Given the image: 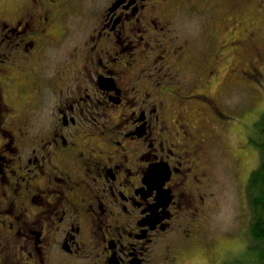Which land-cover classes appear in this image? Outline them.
Masks as SVG:
<instances>
[{"label":"flooded vegetation","instance_id":"flooded-vegetation-1","mask_svg":"<svg viewBox=\"0 0 264 264\" xmlns=\"http://www.w3.org/2000/svg\"><path fill=\"white\" fill-rule=\"evenodd\" d=\"M103 1L100 25L73 57L76 62H83L82 70L75 76L80 74L85 86L77 80L69 100L64 95L63 81L71 76L65 73L56 78L48 71L40 74L42 69L37 65L30 67L27 60L36 50L40 55L45 51L50 57L51 39L43 41L42 46L39 38H48L51 22L68 0H30L25 9H20L25 10L21 20L17 14L9 22L0 19V118L11 117L8 122L0 121V128L5 123L12 124V108L16 111V101L21 103L24 95L29 99L33 96L38 105L52 92L56 98L47 141L38 144L39 149H32L28 156L18 157L26 161L19 162L17 170L27 168V172H14L13 168L9 174L4 172V167L14 162L0 152V166L4 165L0 184L11 188L12 196L7 202L15 214L11 236L14 241L23 236L26 241L15 253L19 261L11 264H147L154 237L167 230L190 200L186 188L189 176L184 166L188 160L185 152L181 154L179 142L170 143L173 132L164 124L162 106L130 97L143 92L136 87L142 69L129 82L117 65L134 69L141 61L134 55L142 44L153 50L145 53L146 59L147 54L152 55L150 61L168 64L176 77H181L177 63L194 61L186 45L167 48L172 43V31L164 10H229L232 0H197L199 5L195 0ZM250 4V0H234L231 9L247 6L248 10ZM239 24L241 21L236 27ZM65 30L64 37L66 27ZM230 43L236 45L239 41ZM191 97H204L207 101L204 93ZM164 125L169 133L165 138L159 136ZM65 130L68 135L63 133ZM183 130L188 135L185 127ZM107 132L111 135L97 141L117 148L115 160L97 157V151L90 147L76 151L84 147L82 141L88 135ZM5 136L11 143L16 140L12 129ZM59 148L67 149L66 157L76 156V164L82 166L83 172L57 169L51 158L54 149ZM46 167L53 171L45 172ZM152 167L158 171L150 174ZM42 181L49 189L43 190ZM5 257L6 254L0 256V264H6Z\"/></svg>","mask_w":264,"mask_h":264},{"label":"rangeland","instance_id":"rangeland-1","mask_svg":"<svg viewBox=\"0 0 264 264\" xmlns=\"http://www.w3.org/2000/svg\"><path fill=\"white\" fill-rule=\"evenodd\" d=\"M29 1L0 0L3 15L0 14V19L9 22L17 14L21 20L25 10L20 9H25ZM233 1L227 7L229 10H207V13L164 10L163 16L170 20L169 29L172 31L169 40L172 43H168L167 48L186 45L194 61L193 64H186L183 60L177 63L182 70L181 77L177 78L175 70L168 64L150 61L152 55L147 54L146 59L145 53H153V50L145 49L142 44L134 55V59L141 57L134 69L117 65L124 70L129 82L142 69L136 87L143 92L130 97L162 106L164 124L173 132L170 143L179 142L181 154L185 152L188 160L184 166L189 176L185 181L190 200L184 203V208L180 209L183 213L176 215L167 230L154 237V245L149 246L147 264L257 262L254 260L256 252L252 250V211L247 191L249 177L260 164V153L248 141V134L253 122L264 112V0H250L248 10L247 6L242 10L231 9ZM194 3L199 5L197 0ZM103 5V0H68L60 6L51 22L48 38H39L40 45L51 39L50 57L45 51L40 55L37 50L27 57L30 67L37 65L42 69L40 74L48 71L56 78L65 73L71 76L63 81L64 95L68 100L76 81L82 82V76L75 74L82 70L83 62H76L73 57L85 47L87 38L100 25ZM239 21L241 24L236 27ZM243 23L249 26H243ZM232 40L239 43L233 45ZM82 86H85V80ZM23 91L24 87L21 88L24 94ZM45 91L47 93V88ZM200 93L207 94V101L204 97H191ZM23 99L21 103L16 101V111L11 107L15 115L12 124L5 123L0 128L1 155L14 162L13 165L0 166V173L5 170L9 174L10 168L15 172L19 162L26 161L18 157L28 156L32 149H39L38 144L47 141V129L54 120L56 98L53 92L40 105L33 96L29 99L24 95ZM10 118L5 115L0 121L8 122ZM184 127L188 135H185ZM9 129L16 135L14 143L5 136ZM179 131L180 136H177ZM63 133L68 135V130ZM168 134L164 125L159 136L165 138ZM110 135L109 132L97 133L94 137L88 135L82 141L84 147L76 151L82 152L90 147L97 151V157L115 160L117 148L111 143L97 141V138L105 139ZM64 152L67 149H54L53 165L63 172H83L82 166L76 164L77 157H66L69 152L67 155ZM48 171L53 170L46 167L45 172ZM41 183L45 191L49 185L45 181ZM7 186L0 184V256L6 254L3 262L11 264V261H19L15 253L26 241L23 236L14 241L11 236L14 231L10 226L15 214L7 202L12 196L11 188ZM9 250L10 254H7Z\"/></svg>","mask_w":264,"mask_h":264},{"label":"trees","instance_id":"trees-1","mask_svg":"<svg viewBox=\"0 0 264 264\" xmlns=\"http://www.w3.org/2000/svg\"><path fill=\"white\" fill-rule=\"evenodd\" d=\"M248 141L260 153V164L249 177L247 193L252 211L250 226L254 242L252 250L256 252L254 260H257L254 264H264V112L253 122ZM236 264H252V262L244 261Z\"/></svg>","mask_w":264,"mask_h":264},{"label":"water","instance_id":"water-1","mask_svg":"<svg viewBox=\"0 0 264 264\" xmlns=\"http://www.w3.org/2000/svg\"><path fill=\"white\" fill-rule=\"evenodd\" d=\"M158 170H156V167H152L150 170H149V172H150V174H153V173H155V172H157Z\"/></svg>","mask_w":264,"mask_h":264}]
</instances>
